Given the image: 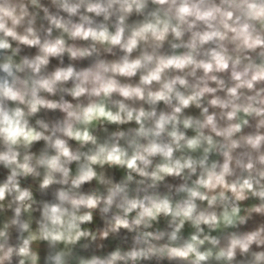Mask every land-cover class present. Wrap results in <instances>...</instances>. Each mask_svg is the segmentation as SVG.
Returning a JSON list of instances; mask_svg holds the SVG:
<instances>
[{"label":"clouds","instance_id":"clouds-1","mask_svg":"<svg viewBox=\"0 0 264 264\" xmlns=\"http://www.w3.org/2000/svg\"><path fill=\"white\" fill-rule=\"evenodd\" d=\"M0 264H264V0H0Z\"/></svg>","mask_w":264,"mask_h":264}]
</instances>
